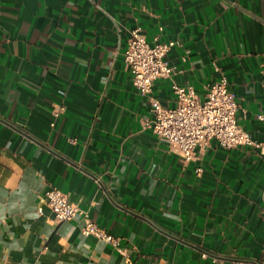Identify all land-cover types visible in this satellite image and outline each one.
Listing matches in <instances>:
<instances>
[{"label": "crops", "instance_id": "0c3cea01", "mask_svg": "<svg viewBox=\"0 0 264 264\" xmlns=\"http://www.w3.org/2000/svg\"><path fill=\"white\" fill-rule=\"evenodd\" d=\"M138 29L181 42L167 60L202 100L225 74L264 142V0H0V264L264 261V156L212 141L177 161L149 128L171 82L142 96L124 62ZM54 188L118 245L58 222Z\"/></svg>", "mask_w": 264, "mask_h": 264}, {"label": "built area", "instance_id": "2783aa9c", "mask_svg": "<svg viewBox=\"0 0 264 264\" xmlns=\"http://www.w3.org/2000/svg\"><path fill=\"white\" fill-rule=\"evenodd\" d=\"M182 44L177 40L159 41L151 44L140 29L131 32L124 54V62L133 74V85L142 96L151 97L158 79L171 82L176 106L169 107L151 97V131L162 138L178 162L188 163L195 159L201 147L217 141L226 149L253 146L264 156V142L255 141L239 122L238 114L242 106L234 95L230 81L225 74L212 82L202 100L191 86L182 87L177 81L175 68L168 62L169 54ZM64 107L54 110L57 116ZM264 121V114L260 115ZM198 174L202 172L197 169ZM47 204L58 222H66L82 217L81 233L86 237L118 245V238L102 229L90 217V210L83 211L70 202L69 197L57 189L46 192ZM97 201L91 202V207ZM232 264H264L255 259L239 260Z\"/></svg>", "mask_w": 264, "mask_h": 264}]
</instances>
